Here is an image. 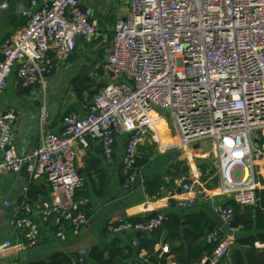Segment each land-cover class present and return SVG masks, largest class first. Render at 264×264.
I'll use <instances>...</instances> for the list:
<instances>
[{
	"label": "built area",
	"instance_id": "2783aa9c",
	"mask_svg": "<svg viewBox=\"0 0 264 264\" xmlns=\"http://www.w3.org/2000/svg\"><path fill=\"white\" fill-rule=\"evenodd\" d=\"M84 2L31 0L25 28L0 45V94L15 71L21 87L39 88L45 96L47 76L70 59L78 39L103 36L83 10ZM9 7L7 1L0 3L1 10ZM99 68L109 80L85 113L65 115L62 131L42 132L40 147L25 155L17 151L16 109L0 113V176L25 172L31 182L45 179L51 189L46 201L32 200L30 187L23 189L11 221L19 240L34 242L44 231L67 239L68 227L73 237L79 236L89 218L81 209L84 202L75 200L84 184L77 165L91 144L99 143L105 164L111 166L116 146L124 140L123 189L129 190L139 175L132 173L139 148L149 137L160 152L210 143L219 193L210 196L206 188L196 189L197 182L175 179V192L167 191L166 197L186 210L216 198L222 229L243 231V225H232L234 210L225 204L254 206L263 189L257 166L264 159V145L257 146L256 136H264V0H131L126 16L116 21L111 48ZM162 112L169 114L175 134L167 124L165 131L158 128L160 119L166 121ZM156 199L149 197V202ZM12 206L11 201L0 205V217ZM164 219L117 218L106 228L117 235H151ZM215 238L214 233L208 240ZM232 246L225 238L207 262L222 264ZM12 247L11 240L1 243L0 256ZM156 252L159 264H176L168 244H158ZM88 253L82 250L77 263ZM10 264L22 263L17 259Z\"/></svg>",
	"mask_w": 264,
	"mask_h": 264
},
{
	"label": "crops",
	"instance_id": "0c3cea01",
	"mask_svg": "<svg viewBox=\"0 0 264 264\" xmlns=\"http://www.w3.org/2000/svg\"><path fill=\"white\" fill-rule=\"evenodd\" d=\"M4 1L9 2L10 7L8 10L0 9V45L5 40L18 35L25 28L29 20L28 12L32 11L31 0H0V3ZM101 1L105 4L104 10L98 6ZM112 5L106 0H85L83 10L89 13L91 21L99 24L103 36L92 41L78 39L76 51L70 59L47 76L48 87L45 96L39 88L25 89L21 87L16 72L11 74L7 87L0 94V113H3L8 107H14L17 111L18 120L15 132L17 151L20 155H25L40 147L42 132L60 133L63 129L65 115L71 112L84 114L86 106L92 99L90 92L98 89L99 92L108 82L109 79L105 78L107 75L99 67L105 61L107 52L111 48L115 22L124 18L128 12L127 7L113 8ZM95 70L104 73L102 79L104 78L105 82L102 84L97 81ZM79 92L82 93V96H79ZM43 108L45 109L43 110ZM164 122L167 124L166 121ZM208 144L210 143L206 142L186 150L177 148L166 152L156 150L151 155L147 149L154 143L149 137L139 150L141 155L146 152L150 156L146 158V164L140 169L137 182L127 191L123 190L121 184L124 140L118 142L114 162L111 166L105 164L99 143L93 142L88 157L96 159L101 164L100 169L106 176L107 194L103 199H97L93 195L91 200L93 203L92 215L88 225L79 236L73 237L67 234V239L60 232L44 231L34 242L19 240L13 231L11 221L22 202L23 189L29 186L30 192H32V196L29 192L30 198L35 201L48 199L51 189L45 179L31 182L25 172L0 176V205L5 201H11L13 204L6 214L0 217V244L8 240L13 242V247L0 256V264H10L17 259L22 264H29L47 260L58 253H65L77 259L82 250H89L96 245L106 249L115 244L116 240L120 247H124L129 243L130 237L113 234L106 229V223L117 218L141 219L153 212L176 213L181 216L204 212L215 224L222 225L215 211L218 199L207 198L192 209H172L169 207L166 194L149 202L145 185V183L153 182L156 179L166 183L175 179H183L197 182L196 185L206 187L210 196L217 195L220 177L214 167V157L210 152L204 151L205 148L202 149L203 145L207 146ZM194 155L200 159H193ZM85 159L79 161L77 167L88 189L93 191L95 187H100L101 182L95 169L92 168V176L87 172ZM91 166L92 164L88 168ZM185 167L189 168L187 174L182 173ZM261 175L263 177L262 173ZM262 188L264 189V182ZM257 233L256 227L250 232L243 230L235 234L225 229L226 239L233 242L234 248L237 240L254 236ZM162 241L160 240L158 244ZM260 244L264 245V243ZM263 248L256 250L262 251Z\"/></svg>",
	"mask_w": 264,
	"mask_h": 264
},
{
	"label": "trees",
	"instance_id": "16d2710c",
	"mask_svg": "<svg viewBox=\"0 0 264 264\" xmlns=\"http://www.w3.org/2000/svg\"><path fill=\"white\" fill-rule=\"evenodd\" d=\"M99 90V89H98ZM97 91H91V98L94 97ZM82 96V93H78ZM264 143V136L260 145ZM147 159L139 157L137 165L132 173H139L140 169L146 164ZM86 170L93 175L92 168L96 170L100 187L94 188L93 191L88 189L86 183L76 191L75 200L77 202H84L81 209L90 218L92 215V197L97 199L105 198L107 194L106 176L100 169L101 164L90 157H86ZM92 164L90 168H88ZM189 168L185 167L182 170L183 174H187ZM126 178L122 175L121 184L125 182ZM147 187V194L149 197H161L167 191L174 190L173 180L171 182H164L156 179L153 182L145 183ZM31 191H33L31 189ZM175 192V191H174ZM173 192V193H174ZM32 192H30L31 194ZM258 202L254 206L241 207L235 202H228L225 205L234 210V217L232 225H243L244 231L250 232L256 227L257 234L249 236L244 239H239L235 243V248L231 252L230 257L222 264H264V250L257 251V242L264 243V189L257 191ZM32 196V194H31ZM33 198V197H32ZM49 199V198H48ZM47 198L42 201L48 200ZM169 207L172 209L179 208L176 201L173 199L169 201ZM163 215L165 217L163 224L156 229L154 233L144 234L138 233L129 236V243L124 247H120L116 243L108 248L102 246H93L89 249V253L83 258L81 264H159L160 260L157 258L156 247L160 240L162 243L168 244L174 255V262L176 264H206L208 259L212 257L214 252L225 240V230L222 225L215 224L204 212H196L185 215H178L176 213L163 214L161 212H153L148 217ZM140 219H131L129 221L136 222ZM107 229V228H106ZM108 231V229H107ZM216 234V238L209 241L211 234ZM68 236H71L70 228L67 230ZM126 235V234H125ZM138 241L137 245H133L134 240ZM264 249V248H263ZM142 251L145 255L141 256ZM147 252V253H146ZM29 264H77V259L65 253H58L52 255L47 260L31 262ZM165 264V262H162Z\"/></svg>",
	"mask_w": 264,
	"mask_h": 264
},
{
	"label": "rangeland",
	"instance_id": "374dc122",
	"mask_svg": "<svg viewBox=\"0 0 264 264\" xmlns=\"http://www.w3.org/2000/svg\"><path fill=\"white\" fill-rule=\"evenodd\" d=\"M106 1H108V3L109 4H113L112 5V7L113 8H116L117 6L118 7H120V8H125V7H127L128 8V5H129V3H130V1L131 0H106ZM126 3H127V5H126ZM98 6H100V8H101V10H104L106 7H105V4H104V2H102L101 1V3H99L98 4ZM115 24H116V22H115ZM115 24H114V26H115ZM98 26H99V24H98ZM100 27V26H99ZM108 53H109V51L107 52V55H108ZM95 73H96V78L98 79L97 81H100V84H102V82H105V81H103L104 80V78L102 79V77H103V74L102 73H100V72H98L97 70H95ZM105 78H107L108 79V76H106ZM44 98V97H43ZM162 115L164 116V118H165V120H166V122H167V125H168V127L170 128V132H171V134H175V128H174V126H173V123H172V120H171V118H170V116H169V114L167 113V112H162ZM257 137V139H259V143H257L258 145V147L260 148V147H262L263 145H264V143L262 144V145H260V141H262V136L261 135H257L256 136ZM154 143V142H153ZM205 148V149H204ZM202 149H204V151H206V152H210L211 153V150H212V147H211V144H208L207 146H205V145H203V147H202ZM148 151H150V154L152 155V154H154L155 153V151L156 150H158L159 151V147L154 143V145H152L151 147H149L148 149H147ZM147 150H145V151H147ZM214 151V150H213ZM198 155L200 154V153H197ZM140 154V150H139V157H145V158H148L150 155H147L146 154V152L145 153H143V155H141ZM213 155V154H212ZM192 156H193V154H192ZM138 157V158H139ZM197 156H195L194 155V158L193 159H200V157H197ZM190 161H191V159H190ZM257 170H258V172L260 173V176H259V178H260V181H261V183H262V185H263V182H264V159L261 161V163L260 164H258V166H257ZM261 173L263 174V177H262V175H261ZM263 181V182H262ZM125 183V182H124ZM124 183H123V185H124ZM123 185H122V188H123ZM134 186V185H133ZM196 187V189L199 191L201 188H202V186H200V185H196L195 186ZM132 188V187H131ZM204 188H206V187H204ZM124 190V189H123ZM130 190V189H129ZM129 190H127V191H129ZM256 248L257 249H261L262 248V245L260 244V242H259V245H257L256 244ZM231 249H234V247L232 246V248ZM233 250H231V252H232ZM231 255V254H230ZM230 255H229V257H230Z\"/></svg>",
	"mask_w": 264,
	"mask_h": 264
},
{
	"label": "bare ground",
	"instance_id": "6f19581e",
	"mask_svg": "<svg viewBox=\"0 0 264 264\" xmlns=\"http://www.w3.org/2000/svg\"><path fill=\"white\" fill-rule=\"evenodd\" d=\"M157 126H158V128L162 129V131H165L166 124H165L164 120L160 119Z\"/></svg>",
	"mask_w": 264,
	"mask_h": 264
},
{
	"label": "water",
	"instance_id": "95a60500",
	"mask_svg": "<svg viewBox=\"0 0 264 264\" xmlns=\"http://www.w3.org/2000/svg\"><path fill=\"white\" fill-rule=\"evenodd\" d=\"M77 264H80V263H77ZM206 264H209L208 262Z\"/></svg>",
	"mask_w": 264,
	"mask_h": 264
}]
</instances>
